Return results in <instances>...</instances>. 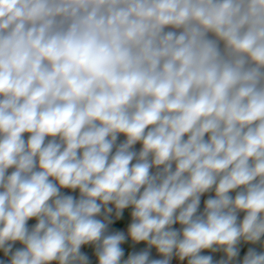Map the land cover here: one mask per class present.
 <instances>
[{"label": "clouds", "instance_id": "9594fccd", "mask_svg": "<svg viewBox=\"0 0 264 264\" xmlns=\"http://www.w3.org/2000/svg\"><path fill=\"white\" fill-rule=\"evenodd\" d=\"M0 264H264V0H0Z\"/></svg>", "mask_w": 264, "mask_h": 264}]
</instances>
